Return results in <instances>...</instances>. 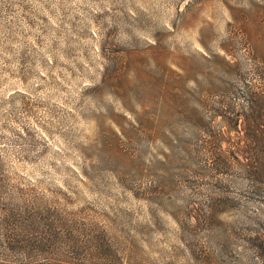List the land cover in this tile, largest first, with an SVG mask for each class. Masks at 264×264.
Here are the masks:
<instances>
[{"label":"rangeland","instance_id":"obj_1","mask_svg":"<svg viewBox=\"0 0 264 264\" xmlns=\"http://www.w3.org/2000/svg\"><path fill=\"white\" fill-rule=\"evenodd\" d=\"M0 264H264V0H0Z\"/></svg>","mask_w":264,"mask_h":264}]
</instances>
